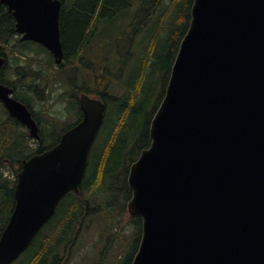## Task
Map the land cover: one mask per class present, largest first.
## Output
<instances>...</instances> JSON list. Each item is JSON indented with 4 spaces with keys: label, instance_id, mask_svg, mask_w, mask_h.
Listing matches in <instances>:
<instances>
[{
    "label": "water",
    "instance_id": "obj_1",
    "mask_svg": "<svg viewBox=\"0 0 264 264\" xmlns=\"http://www.w3.org/2000/svg\"><path fill=\"white\" fill-rule=\"evenodd\" d=\"M0 4L21 41L62 62L61 0ZM10 93L0 85L9 115L38 138ZM81 108L84 120L57 146L22 162L0 264L16 260L59 201L78 192L104 105L82 98ZM149 139L126 179L127 212L142 228L131 264H264V0H192Z\"/></svg>",
    "mask_w": 264,
    "mask_h": 264
},
{
    "label": "flooded vegetation",
    "instance_id": "obj_2",
    "mask_svg": "<svg viewBox=\"0 0 264 264\" xmlns=\"http://www.w3.org/2000/svg\"><path fill=\"white\" fill-rule=\"evenodd\" d=\"M153 1L121 0L118 8L125 6L126 12H123L118 18H116V13L104 18H101V15H92L82 34L83 38L91 39L92 47L84 52H80L79 44L73 51L67 50L61 36L69 15H60L59 29L64 61L59 67L54 66L51 54L43 46L32 41H21V35L15 29L16 22L13 15H0V57L4 58V64L0 68V84L11 90L12 98L26 106L35 122L38 135L37 140L30 139L27 130L21 128L18 120L8 115L0 100V234L7 225L16 205L15 187L18 174L22 169V162L58 145L66 132L84 120V112L81 108L82 98L104 105L103 119L91 145L89 158L100 135V139L109 137L106 133L111 131L114 126L111 118V114H113L111 112L113 104L111 103L115 99L122 100L125 83H123L122 76L115 78V71L111 70L110 65L106 68V64L111 61L103 56V52L108 50L107 56L115 53L116 45L113 38L115 31L119 35H123L126 42L129 41L128 47L126 43L125 55L128 51L129 56L133 49H139L142 55L143 52H146L142 46L146 42L152 41V39L149 40L148 35L154 33L158 28L157 20L151 22L149 26L148 7ZM185 2L182 15H185L188 24L190 12H187V6L189 0H185ZM6 11L9 13L7 9ZM182 15H177L176 18L178 19ZM93 22H96L95 27ZM95 35L103 36L100 40L101 43L96 39L95 42L93 41ZM166 41L167 39L164 40V42ZM176 43L177 39L173 43V52ZM168 47L169 44L166 42V50ZM130 57L132 56L130 55ZM169 60L171 62L172 58L168 57L167 61ZM141 62L142 59H140ZM124 63L126 62L124 61ZM105 73L108 76L104 75ZM100 78L109 80L108 85L114 88V94L107 91L101 94ZM115 86L118 93H122L121 96L117 95ZM22 95L28 100H21L19 97ZM145 123L146 119L142 124ZM21 130L23 131L22 136L26 139L28 137V144L20 143ZM14 140H18L16 146L11 145ZM81 194L83 192L80 187L78 195ZM4 198L8 200L6 201ZM82 203H84V199H82ZM130 219L134 222L140 221L139 219Z\"/></svg>",
    "mask_w": 264,
    "mask_h": 264
},
{
    "label": "trees",
    "instance_id": "obj_3",
    "mask_svg": "<svg viewBox=\"0 0 264 264\" xmlns=\"http://www.w3.org/2000/svg\"><path fill=\"white\" fill-rule=\"evenodd\" d=\"M61 1L64 2V0ZM177 1L181 0H171V6L166 11L167 15L171 12L170 15H182L178 9ZM120 2L121 0H75L68 9L65 7L66 4L63 5L61 15L70 14L61 36L67 50L73 51L78 44L80 52L90 49L92 47L91 39L83 38L82 35L89 19L92 18V15H101V18H104L114 13L118 18L123 13L122 9L125 8L124 6L118 8ZM161 2L162 0H154V10L149 9L150 15L160 6ZM191 3L192 0H189L188 13ZM0 15L11 14L7 13L3 5H0ZM93 23H95V27L96 22ZM172 31L170 28V35ZM102 37L95 35L93 41L95 42L96 39L101 43ZM173 43L174 41L167 48L162 65L160 60L156 66L154 63H158V60L155 57L161 54V49L165 48L166 42L159 40L146 42L142 46L147 53L146 60L139 62V66L128 69L127 74L132 78L125 83L122 100L115 99L111 103L113 104L111 118L114 126L111 131L106 133L108 138H101V147L97 151L92 150L88 170L81 185L83 193L92 189L94 193L107 191L110 196H113L115 191L127 189L126 177L131 164L150 144L149 124L164 96L165 82L171 68V62L167 61V58H173V55L176 54V47L174 52L172 50ZM152 55L153 58H151ZM108 65L109 63L106 64V68ZM51 66L53 68V65ZM161 72L162 76H158ZM106 73L104 75L108 76ZM108 82L109 80L100 78L101 94L104 91L114 94V90L112 86L108 85ZM142 116L146 119L144 125L140 121ZM22 135L21 133V144L25 139ZM17 142L18 140H14L11 145L16 146ZM4 200L8 199L4 198ZM92 200L93 195L84 196V203H82L81 196L67 195L61 201L49 225L39 232L26 253L14 264H66L69 252L72 251L74 242L81 235L85 226L80 219L87 218L94 212Z\"/></svg>",
    "mask_w": 264,
    "mask_h": 264
},
{
    "label": "rangeland",
    "instance_id": "obj_4",
    "mask_svg": "<svg viewBox=\"0 0 264 264\" xmlns=\"http://www.w3.org/2000/svg\"><path fill=\"white\" fill-rule=\"evenodd\" d=\"M138 1V0H136ZM166 0H162L161 5L165 4ZM75 2V0H64V5L66 4V9L69 8L70 4ZM168 2V0L166 1ZM186 2L177 1L178 9L184 13ZM153 2L150 3L148 10H154ZM158 11L153 15L149 21V26L151 22L155 20H161V25L157 28L156 34L164 33L162 42L167 39V44L170 45L173 41L178 39V35L182 32L185 27V15H182L178 19L172 21H167L164 23L165 17L163 14H160L161 8L157 9ZM67 15H70L69 13ZM173 16V15H171ZM122 19V18H121ZM121 19H119L121 21ZM172 28V34L170 35L169 30ZM123 35H121L122 37ZM175 36V37H174ZM113 38L115 40L116 55L113 54V58H119V61L122 60V63L115 61L114 70L115 78L120 76L123 77V83H127L131 80L132 77L128 76L127 71L131 66H139L140 59L146 60L147 53L143 52L142 55L139 49H133L130 51V54L127 56L124 54L126 43L118 37L117 31L114 32ZM129 42V41H128ZM127 42V47H128ZM114 49V47H113ZM166 54V46L164 49H161V54L156 56L155 59L158 60V65L161 60V65L164 62L163 56ZM130 55L132 57H130ZM127 57V58H126ZM154 56L152 55L151 58ZM125 66L123 70L124 61ZM137 72V71H136ZM135 72V75H136ZM162 76V72L160 75ZM116 85V83H115ZM22 94L24 92H21ZM118 96H121V92H116ZM21 100L27 101L28 99L22 95L19 97ZM32 102V100H30ZM145 118L140 117V121L143 122ZM101 137V135H100ZM98 138L93 149L96 151L101 147V139ZM127 195L125 192H122L120 195L116 196L110 201V208L115 211H122ZM106 199L104 192H100L98 197L93 196L92 201H104ZM95 215L93 218L87 221L88 227L85 228L82 235L79 237L73 251H72V260L70 264H129L132 259L134 252L137 247L139 226L134 224L131 219L127 216L126 211L121 215L118 213H112L116 220H113L110 216L105 215L104 206L96 205L93 207Z\"/></svg>",
    "mask_w": 264,
    "mask_h": 264
},
{
    "label": "bare ground",
    "instance_id": "obj_5",
    "mask_svg": "<svg viewBox=\"0 0 264 264\" xmlns=\"http://www.w3.org/2000/svg\"><path fill=\"white\" fill-rule=\"evenodd\" d=\"M168 82H169V79H167V81L165 82V84L167 85V84H168ZM187 89H190V90H191V86H190V85H188V86H187ZM17 102L21 103L20 101H17Z\"/></svg>",
    "mask_w": 264,
    "mask_h": 264
}]
</instances>
